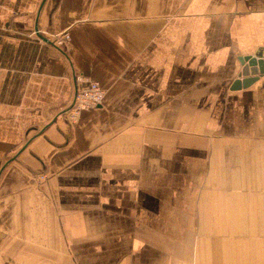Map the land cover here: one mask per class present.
Segmentation results:
<instances>
[{"label":"crops","instance_id":"crops-1","mask_svg":"<svg viewBox=\"0 0 264 264\" xmlns=\"http://www.w3.org/2000/svg\"><path fill=\"white\" fill-rule=\"evenodd\" d=\"M260 47L264 0H0V264H264Z\"/></svg>","mask_w":264,"mask_h":264},{"label":"built area","instance_id":"built-area-1","mask_svg":"<svg viewBox=\"0 0 264 264\" xmlns=\"http://www.w3.org/2000/svg\"><path fill=\"white\" fill-rule=\"evenodd\" d=\"M67 31L55 35L54 41L60 44L67 40ZM74 79V94L70 104L66 108L65 117L69 121H74L78 118L81 111L84 109L94 108L98 106L104 97L105 90L96 79L84 73H75ZM43 178V173L40 174Z\"/></svg>","mask_w":264,"mask_h":264},{"label":"water","instance_id":"water-1","mask_svg":"<svg viewBox=\"0 0 264 264\" xmlns=\"http://www.w3.org/2000/svg\"><path fill=\"white\" fill-rule=\"evenodd\" d=\"M241 71L234 80L232 88H240L252 82L259 73L264 72V47H260L252 56L240 57Z\"/></svg>","mask_w":264,"mask_h":264}]
</instances>
